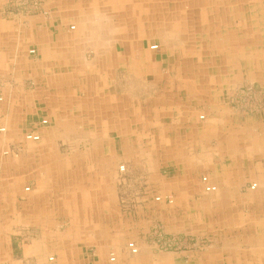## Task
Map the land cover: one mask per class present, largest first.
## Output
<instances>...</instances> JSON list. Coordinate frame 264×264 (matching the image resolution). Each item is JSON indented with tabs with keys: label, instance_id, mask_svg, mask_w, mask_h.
Instances as JSON below:
<instances>
[{
	"label": "crops",
	"instance_id": "crops-1",
	"mask_svg": "<svg viewBox=\"0 0 264 264\" xmlns=\"http://www.w3.org/2000/svg\"><path fill=\"white\" fill-rule=\"evenodd\" d=\"M6 2L0 264H264V109L231 102L264 82V0ZM157 221L212 243L158 250Z\"/></svg>",
	"mask_w": 264,
	"mask_h": 264
},
{
	"label": "built area",
	"instance_id": "built-area-1",
	"mask_svg": "<svg viewBox=\"0 0 264 264\" xmlns=\"http://www.w3.org/2000/svg\"><path fill=\"white\" fill-rule=\"evenodd\" d=\"M75 26L72 25L71 28ZM152 48H156L157 45H152ZM34 49H30V53H34ZM260 94L262 99L257 100V95ZM3 101V96L0 94V102ZM234 106L244 109L247 112H254L264 108V88H255L253 86H247L238 91V96L231 100ZM201 118L204 116L201 115ZM48 119H42L41 124H47ZM6 126L0 125V132H5ZM24 139L27 141H39L41 139V134L38 131H29L25 133ZM9 151H4L7 154ZM119 170L123 172L125 170V165L121 164L119 166ZM202 182L204 183V189L206 191H216L217 186L212 184L209 180L207 175L202 177ZM256 184L254 183L252 187ZM156 202L166 201L168 204L174 203V197L172 195L162 196V195H155L153 198ZM152 229V236L154 238V242L159 249L162 251H177L183 250L188 246V241L190 240L189 237L171 233L165 231V229L158 224L153 225ZM128 248L131 253L136 254L138 252V246L135 241H131L128 243ZM111 260H115V257L112 256Z\"/></svg>",
	"mask_w": 264,
	"mask_h": 264
},
{
	"label": "rangeland",
	"instance_id": "rangeland-1",
	"mask_svg": "<svg viewBox=\"0 0 264 264\" xmlns=\"http://www.w3.org/2000/svg\"><path fill=\"white\" fill-rule=\"evenodd\" d=\"M43 4H44V0H7L6 2V10L9 12H14V14H18L20 12H23V13H28V14H33V13H36V12H39L43 9ZM74 25V24H73ZM72 26V25H71ZM75 26V25H74ZM253 86L255 88H264V82L262 83H255V82H250V83H246L240 87H238L234 93V95L231 97V100L234 99L235 97L238 96V91L244 87H247V86ZM4 99V97H3ZM261 100L262 99V96L260 94L257 95V100ZM232 102V101H231ZM233 104V103H232ZM234 106V104H233ZM235 109L239 112H242V113H247V114H254V113H257L263 109H260L258 111H254V112H247L245 111L244 109L242 108H239L237 106H234ZM2 134V133H0ZM20 149H21V146L20 145H12L10 148L7 149L4 148L3 151H1V154L4 153V151H9L7 154H10V155H18V153L20 152ZM5 154V153H4ZM121 165V164H120ZM124 172V171H123ZM120 171V173H123ZM123 176V175H122ZM205 176V175H203ZM202 176V177H203ZM208 176V175H207ZM202 180V178H201ZM254 184V183H253ZM252 186V185H251ZM218 189V188H217ZM217 191V190H216ZM160 195V194H158ZM159 204V203H157ZM160 205V204H159ZM158 205V206H159ZM127 212H131L134 210V208L132 206H130L129 204H127V201L125 202V208H124ZM155 224H158V225H161L165 231H168V232H171V233H175V234H179V235H183V236H186V237H189V241H188V246L183 249V250H177V251H187V250H190V251H196V250H206L212 243V231H201V232H198L196 230H192V229H189V230H183L181 228H174V229H168L165 227V225L162 223V222H153L152 225L145 231V238L146 240L156 248L158 250H161L157 247V245L155 244L154 242V238L151 234L152 232V227L153 225ZM133 240H127V248H128V243L131 242ZM138 246V245H137ZM129 249V248H128ZM131 253V252H130ZM133 254V253H131ZM134 255V254H133Z\"/></svg>",
	"mask_w": 264,
	"mask_h": 264
}]
</instances>
